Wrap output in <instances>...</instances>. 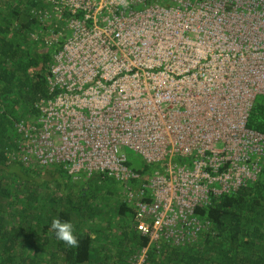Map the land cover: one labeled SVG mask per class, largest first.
<instances>
[{"label":"built area","instance_id":"1","mask_svg":"<svg viewBox=\"0 0 264 264\" xmlns=\"http://www.w3.org/2000/svg\"><path fill=\"white\" fill-rule=\"evenodd\" d=\"M47 2L48 7L34 11L41 28L31 38L49 47L61 46L48 78L51 91L58 88V93L38 104L42 111L39 129L19 124L30 138L27 152L42 166L65 163L76 178L81 173H101L123 185L126 200L137 209L135 226L149 237V244L134 255V264H146L149 247L163 238L175 244L197 240L211 224L195 210L209 202L202 180L212 174L191 170L208 167L207 137L202 135L203 142L193 147L194 125L186 118L180 135L174 141L170 138L172 147L166 150L161 125L146 129L142 122L129 120L140 114L160 115L163 109L171 115L177 109L175 102L189 114L193 82L205 78L207 66L216 58L209 49L219 46L227 3ZM141 96H151V100L138 105L133 98ZM171 127L176 129L174 123ZM128 150L139 153L147 163L166 161L165 169L154 170L148 182L133 186L142 174L129 166ZM176 156L194 157V167L177 166ZM222 164L212 168L219 172ZM213 190L221 194L230 189Z\"/></svg>","mask_w":264,"mask_h":264},{"label":"trees","instance_id":"2","mask_svg":"<svg viewBox=\"0 0 264 264\" xmlns=\"http://www.w3.org/2000/svg\"><path fill=\"white\" fill-rule=\"evenodd\" d=\"M47 0H0V264H134V255L149 244L135 226L137 209L123 185L101 173L79 177L63 162L53 164L52 178L37 181L43 171L26 146L30 138L19 124L42 125V99H54L51 74L61 46H46L31 34L41 28L34 11ZM52 21V20H51ZM245 126L264 135V93H258ZM128 164L148 182L166 161L147 163L128 150ZM256 177L229 191L209 190V202L196 213L210 221L195 241L175 244L161 239L148 249L146 264H264V151ZM177 166L194 167V157L176 156ZM219 172L227 170L224 162ZM14 166H18L13 169ZM54 218L70 221L78 246L69 247L50 231Z\"/></svg>","mask_w":264,"mask_h":264},{"label":"rangeland","instance_id":"3","mask_svg":"<svg viewBox=\"0 0 264 264\" xmlns=\"http://www.w3.org/2000/svg\"><path fill=\"white\" fill-rule=\"evenodd\" d=\"M233 1L225 0L227 10L225 7L218 34L219 46L216 50L214 46L213 50L209 49V54H216V58L207 66L206 79L200 78L193 82L188 96L191 104L189 114L184 108L179 109L174 101L177 109L171 115L167 109H163L160 115L128 116L134 117L129 120L131 123L140 121L147 125L146 129L155 123L161 125L160 131L165 138L163 148L166 150L172 147L170 138L174 141L177 134L180 135L178 130L184 125L185 119H192L194 132L190 139L193 147L203 142L202 135L207 137L204 145L207 166L230 163L228 169L215 178L211 175L202 180L205 195L210 189H231L254 179L261 161H251V158L254 153L263 155L264 151V135L252 132L245 126L255 96L264 93V0ZM133 99L142 105L151 100V96ZM172 123L176 129L171 127ZM142 142L146 143L143 139ZM31 163L39 164L35 159ZM40 169L43 174L35 178L37 181L53 177V167L42 166ZM191 171L201 175L207 170L204 167L200 172Z\"/></svg>","mask_w":264,"mask_h":264},{"label":"clouds","instance_id":"4","mask_svg":"<svg viewBox=\"0 0 264 264\" xmlns=\"http://www.w3.org/2000/svg\"><path fill=\"white\" fill-rule=\"evenodd\" d=\"M50 231H54L57 240L64 242L69 247H77L78 240L74 235L73 224L70 221H62L54 218L50 224Z\"/></svg>","mask_w":264,"mask_h":264}]
</instances>
